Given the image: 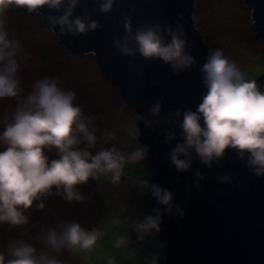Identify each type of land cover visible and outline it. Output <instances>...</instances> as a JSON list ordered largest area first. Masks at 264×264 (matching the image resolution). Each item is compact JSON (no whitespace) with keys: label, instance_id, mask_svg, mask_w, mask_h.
Segmentation results:
<instances>
[{"label":"clouds","instance_id":"9594fccd","mask_svg":"<svg viewBox=\"0 0 264 264\" xmlns=\"http://www.w3.org/2000/svg\"><path fill=\"white\" fill-rule=\"evenodd\" d=\"M95 7L88 9L82 0H0V100L17 102L11 116L5 115L0 123V225L10 229L29 224V210H44V201L55 194L68 204L85 203L86 197L79 186L89 180L106 181L119 186L126 169L148 160L149 147L139 145L127 154L116 146L101 148L95 153L98 137L93 130L95 116H85L81 106L74 103L76 93L65 90L56 78L43 77L33 82L31 91L24 95L19 78L21 63L27 64L28 56L20 40L11 38L7 28L8 13L25 9L39 13L47 8L56 15L47 17V29L58 40L65 37L86 36L103 27L93 14H111L121 7L123 0H93ZM77 9L82 11L76 15ZM39 16V15H36ZM177 17L171 23L145 22L133 28L129 14L120 17L124 35L113 38L114 48L123 57H141L145 61H162L179 77L196 67L191 55L187 30ZM174 25V26H173ZM57 28L59 29L57 33ZM95 55L94 52L87 53ZM203 87L195 111L191 108L176 109L163 114V101L156 99L147 107V116L135 114L134 121L142 122L154 130L161 123L164 143L172 144L167 153L169 168L187 173L193 162L211 170L219 167L226 153L234 152L237 159L257 179H264V85L249 78L220 48L210 50L198 69ZM124 132L135 139L139 136L136 123L125 125ZM116 138L109 131L105 143ZM55 150L56 158L47 153ZM149 178H133L132 183L141 194L151 193L157 202L152 215L131 220L125 216L112 218L111 248L121 253L128 264H137L139 251L132 246L129 230L142 244L149 237L160 234L165 213L175 209L178 218L184 209L175 203V194ZM197 181L205 180L196 171ZM237 174H221L218 183L232 184ZM198 191L202 185L193 183ZM187 187V186H186ZM163 209V211H162ZM107 237L102 227L87 229L73 221L58 222L57 227L42 231L43 247L38 249L23 239L13 240L7 247V258L0 252V264H64L58 259L62 253L88 261L92 253L102 246ZM160 254L146 257L144 264H159ZM106 264H120L115 256H108Z\"/></svg>","mask_w":264,"mask_h":264},{"label":"water","instance_id":"95a60500","mask_svg":"<svg viewBox=\"0 0 264 264\" xmlns=\"http://www.w3.org/2000/svg\"><path fill=\"white\" fill-rule=\"evenodd\" d=\"M82 3L90 10L95 7L93 0ZM246 3L251 9L256 37L264 44V0H246ZM195 8V0H123L122 6L109 15L93 14V19L103 26L101 30L75 38H55L71 54L91 56L134 114L147 116V107L156 99L163 101L165 116L178 108L195 111L206 91L198 69L211 50L195 22ZM20 12L28 14L25 9ZM36 14L46 27L47 17L56 15L46 7ZM81 14L77 9L76 15ZM124 14L131 16L134 29L145 22L171 23L178 16L183 17L181 23L187 30L196 67L177 77L162 61L121 56L112 41L124 35L120 22ZM256 80L264 85V73ZM135 123L140 132L139 145L150 149L147 160L152 171L150 183L172 191L175 203L184 209L182 219L175 209L173 214L163 216L159 237L167 249L165 264H264V179L249 173L234 152L226 153L219 167L213 165L208 170L194 161L189 172L178 173L168 166L167 153L176 142L164 143L163 133L168 126L161 123L150 130L142 122ZM196 171H201L205 180L197 181ZM233 172L237 176L232 184L217 182L218 175ZM194 182L202 185V191L192 186ZM157 206L151 196V215Z\"/></svg>","mask_w":264,"mask_h":264},{"label":"rangeland","instance_id":"374dc122","mask_svg":"<svg viewBox=\"0 0 264 264\" xmlns=\"http://www.w3.org/2000/svg\"><path fill=\"white\" fill-rule=\"evenodd\" d=\"M194 19L206 45L214 50L220 48L225 55L245 71L249 78L256 79L264 73V44L256 37L251 23V9L246 0H195ZM37 15V14H36ZM24 14L20 11L8 13L7 28L11 38L21 41L24 53L28 56L27 64L21 63L19 78L24 95L31 91L34 81L45 76L56 78L65 90L76 93L74 102L81 106L85 116H95L93 130L98 137L93 153L101 148L116 146L127 154L134 151L139 142L124 132V126L132 125L134 112L124 101L111 81L104 77L96 61L91 56L78 57L62 47L55 36L43 24L41 17ZM17 102L12 99L0 100V120L5 115L11 116ZM3 124L0 123V131ZM115 132L116 138L105 143L103 137ZM50 159L56 158L55 150L47 153ZM152 171L147 161L126 169L125 177L119 186L106 181L89 180L86 185L79 186V191L86 197L85 203L68 204L61 197L53 194L48 197L44 210L35 207L29 210V224L21 228L10 229L8 225H0V252L7 258V247L13 240L23 239L38 249L42 248L40 239L42 231L49 227H57L58 222L73 221L90 229L102 227L107 237L101 242L88 261H82L62 253L58 259L64 264H106L108 256H115L120 264H128L122 254L111 248L112 218L127 216L131 220L143 219L151 215V193L141 194L132 183L133 178H149ZM151 178V177H150ZM103 197L87 198L89 190ZM41 214V215H40ZM132 246L139 251L137 264H144L146 257L159 253V264L167 259L166 245L159 235L149 237L140 243L134 233L129 230Z\"/></svg>","mask_w":264,"mask_h":264},{"label":"trees","instance_id":"16d2710c","mask_svg":"<svg viewBox=\"0 0 264 264\" xmlns=\"http://www.w3.org/2000/svg\"><path fill=\"white\" fill-rule=\"evenodd\" d=\"M92 188V191L91 190H89V192H88V194H87V198H91L92 200L93 199H95V195H96V197L98 198V201H97V204H100V203H102L99 199H101V200H103V197L101 196V195H99V193H97V192H95L94 190H93V187H91ZM95 194V195H94ZM41 215V214H40Z\"/></svg>","mask_w":264,"mask_h":264}]
</instances>
